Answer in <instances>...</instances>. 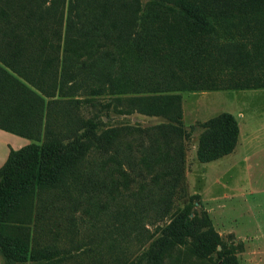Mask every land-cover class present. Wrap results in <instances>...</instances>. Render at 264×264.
Returning a JSON list of instances; mask_svg holds the SVG:
<instances>
[{
	"label": "trees",
	"instance_id": "obj_1",
	"mask_svg": "<svg viewBox=\"0 0 264 264\" xmlns=\"http://www.w3.org/2000/svg\"><path fill=\"white\" fill-rule=\"evenodd\" d=\"M83 42L128 49L132 58L118 62L108 49L80 61L68 48ZM85 79L108 84L110 93L120 85L140 93L137 108L158 118L169 145L197 129V160L215 161L237 145L235 116L224 111L187 131L179 92L264 88V0H0V128L35 141L10 150L0 167L1 264H15L18 250L23 260L29 252L27 241L12 235L13 222L29 220L25 202L100 186L84 171L87 152L115 146L112 131L98 132L100 119L79 116L73 96ZM178 147L179 156L167 162L176 171L181 142ZM192 207L125 264H163L173 245L189 238L201 253L215 251L211 226L199 224ZM147 212H118L120 227L137 229L135 216ZM221 249L218 264H240Z\"/></svg>",
	"mask_w": 264,
	"mask_h": 264
},
{
	"label": "rangeland",
	"instance_id": "obj_2",
	"mask_svg": "<svg viewBox=\"0 0 264 264\" xmlns=\"http://www.w3.org/2000/svg\"><path fill=\"white\" fill-rule=\"evenodd\" d=\"M60 47L64 48L65 44L61 42ZM108 49H113L118 62L122 57L132 58L130 50L105 44L83 42L68 48L80 61L93 60ZM85 83L87 86L73 96L79 100L75 103L79 116L83 120L100 119L98 132L112 131L115 148H91L87 152L84 171L100 183L99 187L82 186L81 192L73 191L60 199L54 192L34 195L31 203H24V209L29 212L24 217L29 220L13 222L12 235L24 238L29 252L23 260L22 250L16 251L15 256L21 257H16L15 264H125L147 250L151 240L189 203L198 223L208 222L219 244L215 251L203 254L189 238L174 244L163 264H218L222 246L240 264H264V144L250 147L252 158L260 162L262 169L250 170L248 179L235 168L231 175L226 173L223 160L208 163L197 160V129L169 145L158 118L146 116L137 108L140 93L122 85L110 93L106 83L98 80ZM262 91H180L185 129L190 131L192 125L197 126L204 118L224 111L240 112L249 106L254 109L253 124L258 126L254 131L262 130L264 116L259 115ZM60 125L57 121L54 129L59 130ZM14 136L20 143L24 142L21 147L35 142ZM44 141L42 137L38 144ZM180 142L182 163L176 171L167 162L179 156ZM239 152L238 149L236 155ZM251 190L254 192L250 193ZM151 200H156L154 209ZM138 209L148 212L135 216L137 229L126 232L120 227L118 212L125 214Z\"/></svg>",
	"mask_w": 264,
	"mask_h": 264
},
{
	"label": "crops",
	"instance_id": "obj_3",
	"mask_svg": "<svg viewBox=\"0 0 264 264\" xmlns=\"http://www.w3.org/2000/svg\"><path fill=\"white\" fill-rule=\"evenodd\" d=\"M261 89L263 90L260 93L263 105L261 107L262 113H260L259 115L264 116V88H260V90ZM181 101H182L181 103L182 117L184 119L185 112H184L183 99H181ZM253 110L254 109L247 106L246 109L244 108L240 112H236V111L232 112L239 126V136H238L237 145L231 153L215 160V161H222V160L225 161L226 173H232L231 175H233L234 174L233 169L235 168L237 170H240L242 176L247 179L251 177V175H249L250 170H255L257 167L258 169H262L260 162L257 161L256 163V159L252 158V152L250 151V147L264 144L263 142L264 141V127L262 128V130H258L259 129L258 128L256 130L257 132L254 131V127H258V126L253 124V116H252ZM207 119L208 117L202 119L200 122L206 121ZM14 135H17V134L11 133L9 131H6L0 128V167L5 163L10 150H16L15 148L19 149L22 146L21 144H24V142L20 143L18 140H16ZM12 144H15V145H12ZM238 149L240 150V152L238 155H236V152L238 151ZM253 192L254 190L250 191V193H253Z\"/></svg>",
	"mask_w": 264,
	"mask_h": 264
}]
</instances>
